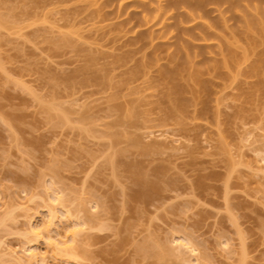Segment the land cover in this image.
Segmentation results:
<instances>
[{
    "label": "rangeland",
    "instance_id": "1",
    "mask_svg": "<svg viewBox=\"0 0 264 264\" xmlns=\"http://www.w3.org/2000/svg\"><path fill=\"white\" fill-rule=\"evenodd\" d=\"M120 1L0 0V264H264V0Z\"/></svg>",
    "mask_w": 264,
    "mask_h": 264
},
{
    "label": "bare ground",
    "instance_id": "2",
    "mask_svg": "<svg viewBox=\"0 0 264 264\" xmlns=\"http://www.w3.org/2000/svg\"><path fill=\"white\" fill-rule=\"evenodd\" d=\"M121 1H123V0H121ZM121 1H120V3L118 2V5L116 6L118 11H121L123 8H126V7H127V4L129 3V2H127L128 0H127V1L124 0L123 2H121ZM129 1H130V0H129ZM131 1H132V0H131ZM131 1H130V2H131ZM137 1H138V0H137ZM140 1H142V0H140ZM166 1H167V0H166ZM178 1H179V0H178ZM198 1H199V0H198ZM198 1H197V2H198ZM183 2H184V1H183ZM183 2H182V0H181V2L179 1V2H178V5H179L180 3H183ZM186 2H187V3H186ZM190 2H191V0H188V1H185L184 3L188 4V3H190ZM131 3L134 4V3H138V2H136V1L134 2V0H133V2H131ZM139 3H144V2L142 1V2H139ZM169 3H170V2L168 1V5H171V4H172V3H171V4H169ZM173 3H174V2H173ZM194 3H196V2H194ZM198 3L203 5V3H200V2H198ZM198 3L195 4V7H199ZM129 5H131V4H129ZM188 5H189V4H188ZM196 5H198V6H196ZM202 5H201V6H202ZM125 6H126V7H125ZM172 6H173V5H172ZM182 6H183V5H182ZM203 6H204V5H203ZM199 8H201V7H199ZM123 10H125V9H123ZM198 11H199V10H198ZM124 13H125V12H124ZM263 13H264V12H263ZM128 14H130V13H128ZM126 15H127V14H126ZM128 21H130V20H128ZM254 21H257V22H258V20H252V21H251V24H252V22H253V24L251 25V24L248 23V21H247L246 25H247V24H250V28L253 27V26H257V24H259V26H260V24L263 25V22H261V21H260V23H257V22H254ZM181 22H182V21H181ZM122 23H123V22H122ZM254 23H257V24L254 25ZM129 27H130V26H129ZM262 27H264V26H262ZM262 27L259 28V27L257 26V28H256L257 31H258V32H259V31L261 32V30H263ZM248 28H249V27H248ZM250 28H249V29H250ZM254 29H255V28H254ZM256 29H255V30H256ZM263 32H264V31H262V33H263ZM181 33H182V32H181ZM183 33H184V32H183ZM262 35L264 36V34H262ZM135 37H136V36H135ZM138 37H140V36H138ZM132 39H134V37H132ZM140 39H141V38H140ZM140 39H139V40H140ZM134 40H135V39H134ZM230 58H231V59H230ZM230 58H229V59L232 60V57H230ZM229 59H228V60H229ZM226 62H227V59H223V64L226 63ZM137 64H138V67H139L140 64H139V63H137ZM137 64H136V65H137ZM136 67H137V66H136ZM257 67H258V66L253 67V69L256 70ZM171 71H173V70H171ZM168 73H169V72H168ZM171 74H175V73H174V72H171ZM171 74H169V75H171ZM164 76H165V75H164ZM171 76H174V75H171ZM170 80H171V79H170ZM175 83H176V82H175ZM175 87H176V86H175ZM177 106H178V105H177ZM174 107H176V106H174ZM178 107H179V106H178ZM178 107H177V108H178ZM177 108H176V109H177ZM174 109H175V108H174ZM170 111H171V110H170ZM57 198H58V197H57ZM57 198H56V199H57ZM80 230H81V229H80ZM77 232H80V231L77 230V229H76V230H75V229L73 230L71 236H72V237L74 236V237L71 238V240L74 241V239H75V235H76ZM74 234H75V235H74ZM69 240H70V239H69ZM73 241H72V242H73ZM49 244H50V242H49ZM56 244H57V243H56ZM54 247H55V246H54ZM56 247H57V246H56ZM60 248H61V247H59V248H57V249H60ZM140 250H141V249H140ZM27 252H28V251H27ZM29 252H30V251H29ZM29 252H28V253H29ZM31 252H32V251H31ZM33 253H34V252H32L31 254L29 253V254L31 255L29 258L32 257V258L35 260V255H34ZM25 254H27V253H25ZM22 256L24 257V254H22ZM27 258H28V257H25V258H22V259H27ZM38 260H39V259H38ZM38 260H36V261L38 262ZM28 261H29V260H28ZM39 263H40V262H39Z\"/></svg>",
    "mask_w": 264,
    "mask_h": 264
}]
</instances>
